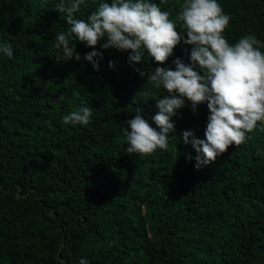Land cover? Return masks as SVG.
Listing matches in <instances>:
<instances>
[{
  "label": "trees",
  "instance_id": "1",
  "mask_svg": "<svg viewBox=\"0 0 264 264\" xmlns=\"http://www.w3.org/2000/svg\"><path fill=\"white\" fill-rule=\"evenodd\" d=\"M102 2L112 0H85L75 17ZM149 2L184 31L183 0ZM59 3L0 0V45L13 48L11 58L0 52V264H264V121L197 169L181 133L205 139L209 110L186 100L167 150L129 155L123 122L139 109L156 127V99L167 94L147 72L190 64L191 45L181 41L163 64L147 53L130 64V50L74 41L81 59L62 61L55 35L69 25ZM218 3L228 42L251 34L264 52V0ZM93 50L98 71L84 59ZM82 104L90 122L65 124Z\"/></svg>",
  "mask_w": 264,
  "mask_h": 264
},
{
  "label": "clouds",
  "instance_id": "2",
  "mask_svg": "<svg viewBox=\"0 0 264 264\" xmlns=\"http://www.w3.org/2000/svg\"><path fill=\"white\" fill-rule=\"evenodd\" d=\"M85 0H60L56 11L65 14L69 28L55 35V48L62 51V61L81 56L74 41L95 49L98 42L103 49L129 51L131 63H143L145 53L157 64H163L181 43L191 45L190 64L181 58L173 63L175 70L156 67L147 72V82L163 88L166 95L157 98L158 112L151 117L153 127L137 109L135 116L123 122L126 152L129 155H151L157 149L167 150L169 133L175 131L172 117L191 102L195 113L197 105L206 103L209 110L205 139L194 132L183 130L185 145L191 144L197 155L195 167L200 169L213 163L232 145H239L252 132L258 121H264V52L261 42L246 34L230 44L223 35L230 16L223 13L218 0H183L176 19L184 31L178 32L170 14L149 0H112L99 3L87 19L75 17ZM186 33V38L185 34ZM0 52L13 56L10 43L0 45ZM102 53L93 50L85 60L99 70ZM112 67V62H109ZM144 77L145 70H139ZM202 73V74H201ZM63 100V97H58ZM91 108L83 104L63 117L65 124L87 125ZM159 129V130H157ZM173 137V136H171ZM191 159V157H188ZM79 264H88L82 258Z\"/></svg>",
  "mask_w": 264,
  "mask_h": 264
}]
</instances>
